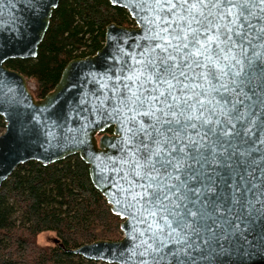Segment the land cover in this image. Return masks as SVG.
Masks as SVG:
<instances>
[{"label":"snow or ice","instance_id":"6c2138e0","mask_svg":"<svg viewBox=\"0 0 264 264\" xmlns=\"http://www.w3.org/2000/svg\"><path fill=\"white\" fill-rule=\"evenodd\" d=\"M137 3L145 42L92 110L120 122L112 185L134 221L132 264H200L247 243L244 222L264 212L231 176L220 191L264 124V0Z\"/></svg>","mask_w":264,"mask_h":264},{"label":"water","instance_id":"95a60500","mask_svg":"<svg viewBox=\"0 0 264 264\" xmlns=\"http://www.w3.org/2000/svg\"><path fill=\"white\" fill-rule=\"evenodd\" d=\"M60 0H0V116L5 128L0 133V187L14 169L34 160L47 165L77 154L88 165L90 179L120 219L122 236L117 240L98 239L67 249L83 258L114 264H132L134 221L122 204L117 203L112 180L111 161L120 155L122 132L118 119L94 112L96 97L109 86L120 66L145 41L143 13L137 0H108L127 11L135 25L124 27L109 23L102 47L94 54L70 60L58 82L43 97L36 98L29 82L20 72L8 68L5 61L35 58L48 29L53 9ZM259 71V69H258ZM259 83V79L253 87ZM112 127V132L107 129ZM243 145L245 157L233 160L228 175L221 176V195L227 196L224 181L231 176L233 185L249 189V198L257 209L264 200V124L258 121ZM255 141V143H253ZM225 171L221 169V172ZM217 172L216 175H221ZM237 176L243 180L238 181ZM247 243L207 252L200 264H264V212L253 213L245 221ZM57 243L58 239L53 238Z\"/></svg>","mask_w":264,"mask_h":264},{"label":"trees","instance_id":"16d2710c","mask_svg":"<svg viewBox=\"0 0 264 264\" xmlns=\"http://www.w3.org/2000/svg\"><path fill=\"white\" fill-rule=\"evenodd\" d=\"M112 22L127 28L135 25L125 9L108 0H60L37 56L8 59L5 65L33 82L32 92L41 98L58 82L70 60L102 47L105 28ZM4 128L0 116V133ZM120 222L77 154L47 165L27 161L0 187V264H114L67 249L98 239H119ZM41 233H52L58 242L39 244Z\"/></svg>","mask_w":264,"mask_h":264},{"label":"rangeland","instance_id":"374dc122","mask_svg":"<svg viewBox=\"0 0 264 264\" xmlns=\"http://www.w3.org/2000/svg\"><path fill=\"white\" fill-rule=\"evenodd\" d=\"M29 83H30V86L32 88H34L33 82H29ZM53 237H54V235L52 233H41V234H39L37 240H38V243L39 244H41V245H47V244H51Z\"/></svg>","mask_w":264,"mask_h":264},{"label":"flooded vegetation","instance_id":"af4514ba","mask_svg":"<svg viewBox=\"0 0 264 264\" xmlns=\"http://www.w3.org/2000/svg\"><path fill=\"white\" fill-rule=\"evenodd\" d=\"M29 86H30V83H29ZM30 89L32 90L33 88L30 86ZM54 238V237H53ZM53 238H52V241H53Z\"/></svg>","mask_w":264,"mask_h":264}]
</instances>
